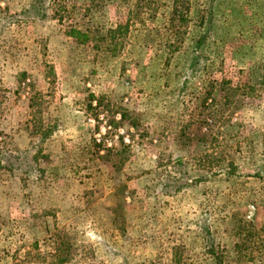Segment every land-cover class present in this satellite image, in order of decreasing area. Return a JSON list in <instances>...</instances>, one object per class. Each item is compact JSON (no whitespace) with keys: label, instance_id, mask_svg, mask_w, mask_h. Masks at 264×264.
Wrapping results in <instances>:
<instances>
[{"label":"rangeland","instance_id":"rangeland-1","mask_svg":"<svg viewBox=\"0 0 264 264\" xmlns=\"http://www.w3.org/2000/svg\"><path fill=\"white\" fill-rule=\"evenodd\" d=\"M57 1L0 0V264H264V0H191L174 54L173 0Z\"/></svg>","mask_w":264,"mask_h":264},{"label":"trees","instance_id":"trees-1","mask_svg":"<svg viewBox=\"0 0 264 264\" xmlns=\"http://www.w3.org/2000/svg\"><path fill=\"white\" fill-rule=\"evenodd\" d=\"M212 1L215 2V0H212ZM2 10L3 9L0 6V12H2ZM65 10H66V7L64 6V4H61L57 0H33L31 7L23 13L27 14L28 17H34L35 19L43 20L46 17H48L49 12L52 11L54 19L62 22L64 20V14L63 13L65 12ZM190 10H191V0H173L170 25L172 27V32H173L172 34L174 36V40H173V43L168 44L171 54L176 53L180 49L181 39H180L179 33L177 31H178V29L186 26L189 23V21H190V18H189ZM210 18H212V14H210L207 19H210ZM210 25L211 24H209L207 22V20H205V24H204L205 28H204V31L202 33V36L200 37V40H199L197 47L202 45V43H204L208 39L209 31H210L209 30ZM109 33H110V38L114 41L115 37L112 35L113 31L108 32L107 35ZM69 35H70V37H72L76 41L81 42V44H88L90 42L95 41L97 43V45H100L101 42L107 41L108 37H109V36H107L106 38H104L102 36L99 37L100 31L99 30H91L90 28L86 29V30L72 28V31L69 32ZM104 44H106V43H104ZM100 48H101V46L99 48H95V49H100ZM105 49H106V52L110 53L113 56L117 55V53L119 51V47L117 44L116 45L113 44L112 47L107 46ZM196 52L197 51L195 50V53H194L195 57L193 58V62H192V66H191L192 68H190L191 71H194L195 67L200 62V56H197ZM262 71L264 72V69ZM261 78H264V73H263ZM206 87L207 88H206L205 95H204L203 106L206 105L209 107L210 101L212 100V97L214 94V90L216 89L217 86H215V82L210 81V82H208ZM221 89H222V92L224 90L227 92L228 91L231 92V94L227 97V101L229 100L228 101L229 104H227L226 106L228 107V106H230V100L232 99V97L236 96V92L231 91L230 87L226 88V84H222ZM231 103L233 105L236 104V102H234V101H232ZM222 105H223L222 108L225 111H227L225 104H222ZM207 109L208 108L205 107V110H207ZM225 111L223 112V114H225ZM208 119H210V118H208ZM197 124H200V123L198 122ZM188 129L191 130V126H188V128H186V132ZM208 137H209L208 134H204L202 141H204L205 143H208V141L206 140V139H208ZM123 146L126 148L128 147L127 145H124V144H123ZM114 151H116V150L115 149H109V150H107V154H112ZM167 177H168V179L166 182V185H167L166 189H170V187H171L170 183L168 182L169 180H173V182L176 183V185H177L176 191L177 192H180L183 189V187L187 184V183L184 184L182 180L171 177L170 175ZM243 228L244 227H241V230H243ZM263 231H264V228H263ZM242 237H243L242 234L238 235V237H237L238 242L236 244V260L239 261L240 263L248 260L249 256L244 254V250L249 245H251L250 243L252 242V240L255 239V235L253 236L251 233H249V235L247 237H245V238H242ZM58 238L60 239L61 236H58ZM57 239L55 240V247L57 250L56 254L60 255L62 252L63 253L65 252V250H62V247L63 246L67 247V246L64 243H62L60 240H57ZM208 253L214 258L215 264H224L226 259H228L227 255H225L224 252L216 251L213 248L210 249ZM59 262L63 263V260L59 261Z\"/></svg>","mask_w":264,"mask_h":264}]
</instances>
